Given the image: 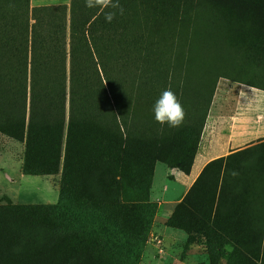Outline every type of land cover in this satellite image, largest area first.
Listing matches in <instances>:
<instances>
[{
  "label": "trees",
  "instance_id": "obj_1",
  "mask_svg": "<svg viewBox=\"0 0 264 264\" xmlns=\"http://www.w3.org/2000/svg\"><path fill=\"white\" fill-rule=\"evenodd\" d=\"M198 1L135 0L127 27L69 0L66 78L31 69L25 128L29 0H0V132L24 140V173L59 168L55 203L0 204V264L138 260L154 163L185 168L218 78L264 91V0ZM166 89L179 128L154 120ZM164 225L201 237L208 264H264V141L207 162Z\"/></svg>",
  "mask_w": 264,
  "mask_h": 264
},
{
  "label": "crops",
  "instance_id": "obj_2",
  "mask_svg": "<svg viewBox=\"0 0 264 264\" xmlns=\"http://www.w3.org/2000/svg\"><path fill=\"white\" fill-rule=\"evenodd\" d=\"M68 3L69 0H29L25 128L29 116L28 105L31 69L34 68L42 71L39 75L42 78L41 81L47 83L46 86H56L60 74L63 81L66 78ZM213 103L214 100L213 102L210 101L199 135L196 153L188 159L185 168L172 160H169L167 163H162L166 167L167 172L175 171L184 175V177L180 175H175L174 177V173H170L172 175L171 179H179L182 184L178 188V191L175 190V192L171 193L172 200L161 199L160 202H157L161 207L158 215L160 219H156L155 224L157 226L154 225V230L163 238V245L178 248V257L182 251L181 245L186 240V234L178 228L165 226L164 221L172 212L173 206L182 200L207 162L241 148V135L236 128L237 121H235V113L230 110L228 111L229 114L226 115L224 113L225 111L214 108ZM226 116L229 118L224 123L221 122L220 119ZM256 131V127H254L253 131L250 129L248 131V138L250 137L249 139H252L251 136H254ZM23 154L24 140L20 141L0 132V180L3 178L7 182H14L15 179L13 177L16 175L19 178L34 175L23 172ZM158 163L160 162L154 163L152 176L154 175L155 166ZM177 177L178 179H176ZM224 247L225 251H227L228 246L225 245ZM201 249L203 250L204 247L202 246ZM189 251H187V257L190 258L194 254H190ZM187 260L189 259L187 258ZM217 264H225L224 255L218 256ZM256 264H259V262Z\"/></svg>",
  "mask_w": 264,
  "mask_h": 264
},
{
  "label": "rangeland",
  "instance_id": "obj_3",
  "mask_svg": "<svg viewBox=\"0 0 264 264\" xmlns=\"http://www.w3.org/2000/svg\"><path fill=\"white\" fill-rule=\"evenodd\" d=\"M198 3L199 7L196 8V10H201L206 4V0H199ZM120 4L124 8V14L120 15L117 13L115 20H117V22L123 26L133 27L135 25L136 27L137 25L138 27L137 6L135 0H120ZM208 4L209 3H207V5ZM110 10L111 9H106L105 11ZM138 33L140 35V39H142L140 31ZM213 100L214 108L225 111L224 113H226V115L229 114L228 111L230 110L235 113V121H237L236 128L239 130L241 135L240 149L252 147L256 143L264 141L263 90L252 88L248 85L233 82L226 78L220 77L216 81L211 102H213ZM227 118L229 117H222L220 120L224 123ZM254 127L257 128V131L255 132L254 136H251L252 139H249L250 137L248 138V131L250 129L253 131ZM240 149H236L234 151ZM168 157V160L177 162L180 165L185 164V159L178 153L170 152ZM11 172L13 171L11 170ZM170 173H174V177L175 175L184 177V175L180 172L173 171ZM170 173L167 172L166 167L162 163L156 164L154 175L152 176V183L150 182L151 189L150 185L148 187V201L152 202L154 205V211L151 216L148 233L139 247L138 260L127 264L209 263L208 255L205 249H201V237L194 235L191 243L186 244L184 242V244L181 245L182 251L179 253L180 256L178 257V248L170 245H163L164 243L162 236L154 230V225L157 226L155 221L156 219H160L158 215L161 210V207L157 202H160L161 199L172 200L173 197L171 193L175 192V190L178 191V188H180L182 184L178 177L176 178L178 180L171 179L172 175ZM13 178L15 179L14 182H7L1 178L0 204H52L58 199L59 168L56 172L43 176L28 175L19 178L18 175H16ZM175 205L173 206V209ZM157 238L160 240L159 242L156 240ZM159 249L161 250L159 251ZM187 251H189L190 254L193 253L194 255H191L190 258L187 257ZM111 252L116 253V250L112 248ZM187 258L189 260H187ZM215 259L216 257H214L212 260L215 261ZM124 263H126L124 256L123 258L118 256L116 264Z\"/></svg>",
  "mask_w": 264,
  "mask_h": 264
},
{
  "label": "clouds",
  "instance_id": "obj_4",
  "mask_svg": "<svg viewBox=\"0 0 264 264\" xmlns=\"http://www.w3.org/2000/svg\"><path fill=\"white\" fill-rule=\"evenodd\" d=\"M85 7L89 9H98L104 14L105 21L111 23L117 13L124 14V8L120 0H85ZM111 9L110 11H105ZM154 120L162 127L167 125L169 128H179L183 125L186 112L178 99L177 95L171 90H164L153 106ZM233 177L238 173H230Z\"/></svg>",
  "mask_w": 264,
  "mask_h": 264
},
{
  "label": "built area",
  "instance_id": "obj_5",
  "mask_svg": "<svg viewBox=\"0 0 264 264\" xmlns=\"http://www.w3.org/2000/svg\"><path fill=\"white\" fill-rule=\"evenodd\" d=\"M156 238V237H155ZM158 242L160 241L158 238L156 239ZM161 249H159V251H160Z\"/></svg>",
  "mask_w": 264,
  "mask_h": 264
}]
</instances>
